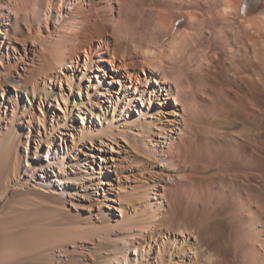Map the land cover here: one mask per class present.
<instances>
[{
	"label": "bare ground",
	"instance_id": "1",
	"mask_svg": "<svg viewBox=\"0 0 264 264\" xmlns=\"http://www.w3.org/2000/svg\"><path fill=\"white\" fill-rule=\"evenodd\" d=\"M0 0V264H264V0Z\"/></svg>",
	"mask_w": 264,
	"mask_h": 264
}]
</instances>
